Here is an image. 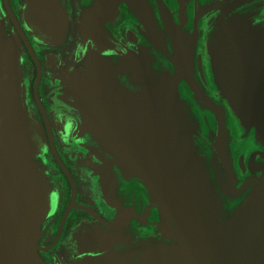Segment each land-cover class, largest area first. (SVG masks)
<instances>
[{
    "label": "water",
    "instance_id": "water-1",
    "mask_svg": "<svg viewBox=\"0 0 264 264\" xmlns=\"http://www.w3.org/2000/svg\"><path fill=\"white\" fill-rule=\"evenodd\" d=\"M57 3L28 1L45 40L65 31ZM109 4L91 18L104 19ZM164 12L175 48L174 55L165 48L170 66L155 65L131 89L79 78L69 91L85 113L88 138L109 158L117 180L138 187L143 203V213H132L127 241L105 249L98 264H264V26L243 16L220 20L205 61L201 53L197 63L215 100L194 73L196 30L186 46L189 36ZM99 39L100 51L113 46L104 29ZM41 141L23 107L17 59L7 52L0 63V264H45L36 240L51 194L31 161ZM248 156L255 168L247 167Z\"/></svg>",
    "mask_w": 264,
    "mask_h": 264
},
{
    "label": "flooded vegetation",
    "instance_id": "flooded-vegetation-1",
    "mask_svg": "<svg viewBox=\"0 0 264 264\" xmlns=\"http://www.w3.org/2000/svg\"><path fill=\"white\" fill-rule=\"evenodd\" d=\"M28 1L0 0V63L7 52L16 57L24 110L42 133V148L31 161L44 172L51 209L40 225L36 250L45 264H98L105 249L127 241L132 213H143V203L138 187L117 180L109 158L88 138L85 113L70 98L71 85L85 78L131 89L141 86L155 65L167 66L165 48L172 55L175 48L166 9L180 33L189 36L186 46L196 30L194 73L216 100L215 90L200 79L198 57L202 53L205 61L208 40L221 19L243 16L264 26V0H110L102 20L90 14L106 0H58L66 27L52 40L38 36ZM102 29L113 44L105 51H100ZM247 167L255 168L249 156Z\"/></svg>",
    "mask_w": 264,
    "mask_h": 264
},
{
    "label": "rangeland",
    "instance_id": "rangeland-1",
    "mask_svg": "<svg viewBox=\"0 0 264 264\" xmlns=\"http://www.w3.org/2000/svg\"><path fill=\"white\" fill-rule=\"evenodd\" d=\"M211 142L214 143V135H212V137H211ZM228 151H229V150H228ZM229 152H230V151H229ZM217 172H218L219 176L221 177V179L223 180V182L225 183V182H226V178H225V176H224L223 171H222V172L219 171V170H218V167H217ZM222 175H223V176H222ZM225 184H227V182H226Z\"/></svg>",
    "mask_w": 264,
    "mask_h": 264
}]
</instances>
